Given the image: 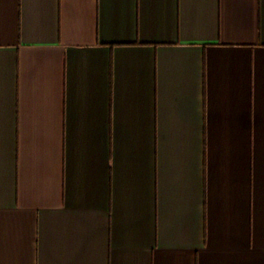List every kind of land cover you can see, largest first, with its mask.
<instances>
[{
    "label": "crops",
    "instance_id": "1",
    "mask_svg": "<svg viewBox=\"0 0 264 264\" xmlns=\"http://www.w3.org/2000/svg\"><path fill=\"white\" fill-rule=\"evenodd\" d=\"M0 264H264V0H0Z\"/></svg>",
    "mask_w": 264,
    "mask_h": 264
}]
</instances>
